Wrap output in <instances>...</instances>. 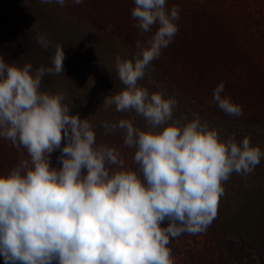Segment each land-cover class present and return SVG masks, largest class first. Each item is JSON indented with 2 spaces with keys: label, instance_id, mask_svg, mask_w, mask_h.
<instances>
[{
  "label": "clouds",
  "instance_id": "9594fccd",
  "mask_svg": "<svg viewBox=\"0 0 264 264\" xmlns=\"http://www.w3.org/2000/svg\"><path fill=\"white\" fill-rule=\"evenodd\" d=\"M55 2L66 6L65 0ZM134 5L131 16L141 34L156 30L145 43L137 41L131 59L116 56L125 87L104 103L143 117L147 130L130 119L102 125L106 134L123 132L124 146L134 149V168L125 166L117 148L97 144L91 123L71 114L63 93L41 90L46 75L64 73L61 45H55L48 67H21L0 57V138L28 156L0 175L4 264H173L170 241L205 232L217 216L224 182L233 173H252L264 158L248 136L237 142L233 133L221 140L198 115L187 123L174 120L177 100L138 84L173 41L180 16L167 0ZM36 40L44 49L52 43L41 34ZM224 90L223 83L214 89L213 102L228 115L242 116ZM56 151L60 168L51 165Z\"/></svg>",
  "mask_w": 264,
  "mask_h": 264
},
{
  "label": "trees",
  "instance_id": "16d2710c",
  "mask_svg": "<svg viewBox=\"0 0 264 264\" xmlns=\"http://www.w3.org/2000/svg\"><path fill=\"white\" fill-rule=\"evenodd\" d=\"M65 5L55 0H0V57L21 67H48L55 45H61L64 73L46 75L41 90L63 93L71 114L89 120L97 144L117 148L125 166L134 168V149L124 146L123 132L106 134L102 125L130 119L146 131V122L104 102L125 87L116 72V56L131 59L137 41L145 43L156 29L141 34L131 16L134 0H83L80 5L65 0ZM50 6L56 17L49 13ZM173 6L179 9L178 32L138 84L150 93L174 97V120L187 123L198 115L218 130L221 140L233 133L237 142L248 136L264 151V129L257 126L264 122V0H167V8ZM67 21L92 37L80 39ZM37 34L52 42L49 48L37 43ZM221 83L223 95L242 107V116L228 115L213 102V91ZM65 144L62 141V147ZM60 155L51 154L52 167H62ZM21 159H28L26 149L18 151L0 138V175ZM223 186L217 216L207 230L170 241L173 264H264V158L252 173H233Z\"/></svg>",
  "mask_w": 264,
  "mask_h": 264
},
{
  "label": "rangeland",
  "instance_id": "374dc122",
  "mask_svg": "<svg viewBox=\"0 0 264 264\" xmlns=\"http://www.w3.org/2000/svg\"><path fill=\"white\" fill-rule=\"evenodd\" d=\"M50 9H48V11H49V13L50 14H52V16H54V17H56L57 15H56V13L53 11V9H52V7L50 6L49 7ZM68 22V21H67ZM68 24H69V26L71 27V25L72 24H70L69 22H68ZM68 24L66 25V26H68ZM71 30L72 31H77L78 32V35H77V37H79L80 39L83 37V36H86V37H88V38H91L92 36H91V34L89 33V32H86L85 31V29H83V32H79L81 29H80V27H78V26H74V28H72L71 27ZM94 32H92V34H93ZM95 38H96V36H94ZM107 46V45H106ZM257 126H260V127H262L261 129H264V122L262 123H260V124H257Z\"/></svg>",
  "mask_w": 264,
  "mask_h": 264
}]
</instances>
